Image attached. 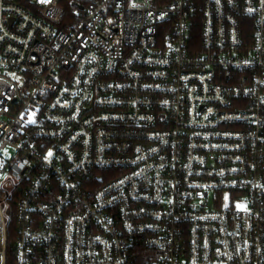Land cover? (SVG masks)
Returning <instances> with one entry per match:
<instances>
[{
    "label": "built area",
    "instance_id": "obj_1",
    "mask_svg": "<svg viewBox=\"0 0 264 264\" xmlns=\"http://www.w3.org/2000/svg\"><path fill=\"white\" fill-rule=\"evenodd\" d=\"M63 1L0 0V264H264V0Z\"/></svg>",
    "mask_w": 264,
    "mask_h": 264
},
{
    "label": "trees",
    "instance_id": "obj_2",
    "mask_svg": "<svg viewBox=\"0 0 264 264\" xmlns=\"http://www.w3.org/2000/svg\"><path fill=\"white\" fill-rule=\"evenodd\" d=\"M64 7V16L62 18L60 26L64 29H70L76 22V4L74 2H69L64 0L62 2ZM69 26V28H68ZM13 223L9 226V246L7 254V264H15L14 253L12 249V241L14 239V228ZM153 258L152 253L146 249H139L136 255V264H152L151 260Z\"/></svg>",
    "mask_w": 264,
    "mask_h": 264
},
{
    "label": "snow or ice",
    "instance_id": "obj_3",
    "mask_svg": "<svg viewBox=\"0 0 264 264\" xmlns=\"http://www.w3.org/2000/svg\"><path fill=\"white\" fill-rule=\"evenodd\" d=\"M49 155H51V153H49Z\"/></svg>",
    "mask_w": 264,
    "mask_h": 264
}]
</instances>
